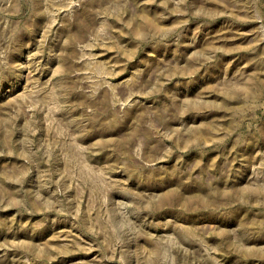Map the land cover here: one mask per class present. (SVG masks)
<instances>
[{
    "label": "rangeland",
    "instance_id": "rangeland-1",
    "mask_svg": "<svg viewBox=\"0 0 264 264\" xmlns=\"http://www.w3.org/2000/svg\"><path fill=\"white\" fill-rule=\"evenodd\" d=\"M0 264H264V0H0Z\"/></svg>",
    "mask_w": 264,
    "mask_h": 264
}]
</instances>
